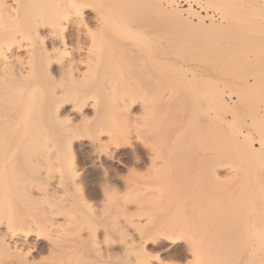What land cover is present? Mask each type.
Here are the masks:
<instances>
[{
  "label": "rangeland",
  "instance_id": "obj_1",
  "mask_svg": "<svg viewBox=\"0 0 264 264\" xmlns=\"http://www.w3.org/2000/svg\"><path fill=\"white\" fill-rule=\"evenodd\" d=\"M155 1L89 0V9L108 15L122 36L127 37L128 28L148 34L143 40L147 46L135 36L124 38L126 47L157 50L152 52L153 67L125 52L121 73L114 67L107 71L115 90L106 104L94 108L126 137L116 151L110 145L115 160L105 153L96 159L92 136L79 138L78 189L60 181L58 196L74 201L83 236L94 240L88 264H100L101 254L108 251L115 255L102 258L107 264H134L138 249L128 244L131 236H151L149 229L155 225L160 229L157 242L164 245L162 250L148 246L152 264H252L249 252L259 248L257 232L264 228V3L212 0L207 11L192 3L202 16L218 22L221 12L226 14L228 19L216 22V29H207L197 27L196 21L160 18L152 6ZM174 1L181 10L189 8L187 0H161L164 5ZM89 9L85 18L95 30ZM142 12H148L151 26L133 22ZM169 40L172 48L166 45ZM166 49L170 55L163 53ZM119 75L123 79L117 84ZM95 94L105 99L99 89ZM122 97L136 101L128 120L122 118V105L116 107ZM71 107L64 105L61 112ZM165 234L179 238L168 240ZM179 250L182 255L174 256Z\"/></svg>",
  "mask_w": 264,
  "mask_h": 264
},
{
  "label": "bare ground",
  "instance_id": "obj_2",
  "mask_svg": "<svg viewBox=\"0 0 264 264\" xmlns=\"http://www.w3.org/2000/svg\"><path fill=\"white\" fill-rule=\"evenodd\" d=\"M206 1L187 0V10L179 9L181 6L175 1L165 6L157 0L152 6L157 8V15L166 17L167 21H196L197 27L216 29L228 19L224 11L221 22L207 16L210 24L206 25L205 18H208L192 8L195 3L206 11L208 7L212 9V0ZM248 1L256 6L264 3V0ZM90 7L89 0H0V264L89 263L87 257L93 250L94 240L89 235L83 236L74 201L59 198L57 184L65 180L74 190L78 189L75 153L79 138L92 136L89 144L92 152L97 153L96 159L100 160L101 153H105L107 158L115 160V155L109 151L110 145H114L116 151L125 134L121 128L109 127L110 123L107 125L96 109L97 105L106 104L115 86L111 77L108 76V80L105 75L111 67L121 73L125 52L133 55V60L141 61V65L150 62L153 67L151 61L157 50L154 46V51L126 47L124 38L138 36L137 41L146 45L143 40L148 34H134L128 28L124 33L128 35L124 37L110 25L108 15L90 10ZM87 8L96 22L95 30L87 25L84 14ZM146 15L140 13L133 22L151 26ZM170 44L171 41L166 45L170 48ZM167 49L163 53L170 55ZM121 75L115 76L119 79L117 84L123 79ZM97 89L105 99L95 94ZM116 101L119 102L116 107L122 105L120 109H124L121 112L124 120L133 116L135 100L127 101L122 97ZM143 104L141 117L147 114ZM64 105H72L68 113L61 112ZM103 136L105 139L108 136L107 140ZM251 148L254 147L251 145ZM155 156L151 155V159ZM135 160L140 161L137 154ZM162 229L166 231L167 228ZM159 230L155 225L149 229L151 236H131L128 244L138 249V255L132 259L134 264H152L148 246L153 244L157 250H162L164 245L157 242L155 234ZM262 230L264 228L257 232L260 234L255 245L259 248L249 252L252 264H264ZM164 236L170 240L179 235ZM101 255L100 264H107L106 255L110 258L115 254L108 251ZM180 255V250L174 253V256Z\"/></svg>",
  "mask_w": 264,
  "mask_h": 264
}]
</instances>
